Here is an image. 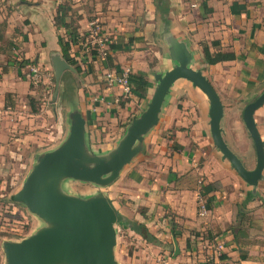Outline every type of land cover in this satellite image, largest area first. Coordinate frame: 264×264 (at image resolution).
I'll use <instances>...</instances> for the list:
<instances>
[{
	"label": "crops",
	"instance_id": "1",
	"mask_svg": "<svg viewBox=\"0 0 264 264\" xmlns=\"http://www.w3.org/2000/svg\"><path fill=\"white\" fill-rule=\"evenodd\" d=\"M71 12L75 13L72 27L78 35L68 52L81 67V59L96 54L86 40L90 20L99 22L111 42L105 58L92 55L94 64L101 65H91L87 72L129 67L131 74L144 73L151 87L153 74L172 65L162 38L168 27L187 42L194 65L201 66L222 102L218 88L221 90L234 74L233 84L238 87L245 85L240 77L264 79V0H0V151L24 144L37 151L63 139L64 123L58 107L52 106L59 101L57 94L48 102L32 81L29 66H37L40 72L49 67L53 70L51 58L62 54L59 40L71 38L70 28L64 24L71 22L67 17ZM212 41L218 42L214 50L233 51L237 58L205 64L200 43ZM67 71L73 72L63 71L60 83ZM46 81L44 87L49 88ZM87 87L86 96L79 91L78 103L88 138L99 128L108 137L122 130L120 136L141 110L126 114L132 93L121 99L119 89L107 88L104 81L87 83ZM95 89L101 91L94 95L91 91ZM147 90L146 97L151 88ZM181 94L184 98L179 100ZM185 104L200 111V118L191 120L190 128L179 124L177 118ZM120 106H127L126 112ZM207 111L206 98L199 90L186 81L175 86L158 124L144 139L143 152L109 186L108 191L115 190L109 197L129 219L145 223L157 239L156 243L144 242L165 253L173 252L163 256L165 264H203L217 243L223 244L224 258L264 264V180L258 183L256 196L246 201L251 188L208 146ZM261 117L263 124L259 125L255 111L264 139V108ZM184 127L189 128L185 134L178 131ZM172 140L175 150L166 157L168 150L162 148ZM90 146L96 152L111 147L101 148L93 142ZM201 159L204 161L198 165ZM199 197L209 206L203 215Z\"/></svg>",
	"mask_w": 264,
	"mask_h": 264
},
{
	"label": "water",
	"instance_id": "2",
	"mask_svg": "<svg viewBox=\"0 0 264 264\" xmlns=\"http://www.w3.org/2000/svg\"><path fill=\"white\" fill-rule=\"evenodd\" d=\"M162 38L172 65L153 74L143 107L106 151L91 148L79 103L69 102L67 135L55 148L36 155L31 170L11 198L23 204L42 225L19 241L2 242L4 264H120L115 254L116 225L130 229L132 221L116 207L108 188L124 167L143 152L145 137L158 124L167 99L182 81L206 98L211 143L221 160L251 188L248 195H256L258 183L264 180V139L254 114L264 104V89L242 111L256 156L255 166L248 169L224 140L221 124L225 105L201 66L194 65L193 51L168 27ZM51 64L56 96L63 71L74 72L75 68L59 54L51 58ZM68 180L90 183L97 190L85 196L64 192L63 182ZM174 252L179 253L177 243Z\"/></svg>",
	"mask_w": 264,
	"mask_h": 264
},
{
	"label": "rangeland",
	"instance_id": "3",
	"mask_svg": "<svg viewBox=\"0 0 264 264\" xmlns=\"http://www.w3.org/2000/svg\"><path fill=\"white\" fill-rule=\"evenodd\" d=\"M65 5L68 4L65 3ZM74 15L75 13L73 12H71L70 14L68 13L67 15V17H69L68 20L71 21L72 25L76 21ZM93 52H95V50H93ZM92 55L95 56L94 58L96 59L99 57L97 54H87L84 60L81 59L80 64H82L83 67L80 68L81 69L80 72L74 71L72 73L65 74L66 81L70 79V77L75 78L74 84L77 86L75 90L76 92L75 97L70 96L68 98H63L61 94L63 93L64 83L61 82L58 87L56 94L59 101L56 105H52V106H55L56 108L58 107L59 118H61V120L64 123L63 136H66L68 132V125H69L68 113L71 107L69 102L71 100H74L76 103L78 102V99H80L78 96L79 91L82 96H83V92L85 94L84 96H86V90L87 89L89 90V88L87 87V83L91 85L93 81H97V83L101 84L103 81L105 72L103 73L102 69L99 71V73L96 72V69L94 68H92L93 69L92 72H87L89 69H91L89 66L92 65L91 67H93L95 64L98 66L101 65L98 64L97 62H95L94 64L93 62L94 58L92 57ZM46 61H47V65H49L48 57ZM40 75L41 76L39 77L37 88L39 89L40 92H42V94L46 95V100L48 102H51L56 88L54 82L53 70L51 71L49 67L48 71L42 70V72H40ZM235 75L236 74L228 78V81L225 82V85L223 86V88H221V90L220 88H218L219 89L218 91L223 97V103L225 105L224 116L221 126L224 131L223 134L224 140L229 146V148L237 155V157L246 166V168L252 169L255 166V161H256L255 150H254L253 142L249 136V133L242 121V111L248 102L252 101L262 92V90L264 89V79L251 81L248 80L246 77H240L244 79L245 85L243 83L242 86L238 87L239 85L233 84V82L235 81L233 77ZM44 80H47L46 82L47 84H49V88L44 87V83H43ZM148 87H149L148 89L150 90L151 88L150 85ZM220 87L222 86L220 85ZM95 90L96 91H91L94 95L98 94V91H101L100 89H95ZM174 90L175 88L173 89L172 92H174ZM87 94L89 93L87 92ZM182 95L183 94L179 96V100H182L184 98V95L183 96ZM120 98L122 99L121 96ZM146 98H147L146 95L145 97H142L139 92H135L133 89L130 98L127 99L129 109L127 108L126 114L129 115L132 112H136L138 109L142 108ZM79 106L81 107L80 104ZM183 106L184 109H180V112L177 114V118L179 119L178 122L179 124L181 125L185 124L187 127L190 128L194 124V122L190 124V121L193 120L194 118L195 119L200 118V111L199 108H196L194 106H189L188 104H185ZM126 107L124 108L123 106H120V108L123 110L126 109ZM263 108L264 105L256 111V117L259 125L263 124V119L261 117V112ZM124 112H126V110H124ZM120 120L122 121V118ZM125 121L126 118L124 119V122ZM117 124L118 126L121 127L120 121H117ZM88 128H89L88 132L89 134H91L90 133L91 127L88 126ZM189 128L184 127L182 130H178V131H181L183 134H185L184 131L186 129L188 130ZM97 131L98 133L92 135L91 138L90 137L88 138V143L90 144L91 142H93L94 144L102 148L108 145H112L117 140L122 130L119 132V134L118 133L115 135L113 134L109 137L103 134V132L100 131V128L99 130L97 129ZM170 133L171 132H169L168 135L172 136L173 134ZM169 139L171 140V138ZM208 140H209V144H208L209 148L211 149V151L212 150L215 151V147L213 146L212 143H210L209 137ZM189 144L191 145V143ZM56 146L57 144L47 145L35 151L33 148L35 146L28 148L24 144L22 146H11L8 149L0 151V264H4L5 262L3 248H2L3 241L5 240L19 241L22 238L33 233L37 228H39L42 225V221L39 220L35 215L30 213L29 210L23 204L14 202L11 198L13 193H15L21 187L27 174L31 170L33 164L35 163L36 155L40 152H43L44 150L53 149ZM173 146H174V141L172 140L165 145V148L164 147L162 148V151L164 149L168 150L165 151L164 153L166 157H170L168 155L169 152H171V154L174 152L175 148H173ZM215 154L218 155L216 151ZM218 156H216V158H218ZM203 161L204 160L201 159L197 161V164L200 165L203 163ZM225 164L228 165L227 163ZM210 165L212 167V163H210ZM231 171L234 172L232 169ZM235 176L239 180H242L237 174ZM63 185L64 186H62V188L64 192L65 191L72 192L74 194L82 195V196H85L97 190L96 187L90 183H83L76 180L65 181L63 182ZM123 186H125V184L123 185L122 183V187ZM113 191L115 190L108 191V193H112ZM128 191L129 190H127V192ZM124 201H128V200H124ZM129 213L130 211H128V214ZM116 227L118 229V234H117V243L115 247V254H116V258L118 259V261H120L121 264H165L163 263L164 262L163 256L169 255V253L170 254L173 253L172 251H168V250L165 253L164 249L162 248L155 249V246H153V244L144 242L142 238L136 236V234L126 226L118 224L116 225Z\"/></svg>",
	"mask_w": 264,
	"mask_h": 264
},
{
	"label": "trees",
	"instance_id": "4",
	"mask_svg": "<svg viewBox=\"0 0 264 264\" xmlns=\"http://www.w3.org/2000/svg\"><path fill=\"white\" fill-rule=\"evenodd\" d=\"M58 16H56V19ZM65 27L67 29L70 28V33H71V38L70 40H59V44L62 48V58L66 60L69 64H71L75 68V72H80L81 71V66L78 64V62L74 59L71 54H69V48L72 45L73 42L76 41L77 38V31L74 27H72L71 22H65ZM218 44L217 41H212L211 44H208L206 42H201V51H202V59L205 64L208 66L215 65L219 62L223 61H232L237 58V55L233 51H222V50H214L213 47ZM95 53V52H94ZM34 62V61H33ZM68 73H72L70 71H67ZM65 74L62 77V80L64 81V88H63V93L61 94L63 98H68L70 96L75 97L76 96V88L77 86L74 84L75 78L70 77L67 81L64 80ZM130 81L132 83V92L133 89L135 92H139L142 97H145L148 89V81L146 78V75L144 73H132L130 75ZM259 109V108H258ZM257 109V110H258ZM256 110V111H257ZM250 194V193H249ZM254 196L248 195L246 197V201L248 199H252ZM207 205V204H206ZM209 208V206H207ZM132 221V226H130V230H132L135 234L139 235L142 239H144L147 242H152L156 243L157 239L156 237L150 233L148 230L147 226L143 222H138L136 220H131Z\"/></svg>",
	"mask_w": 264,
	"mask_h": 264
},
{
	"label": "built area",
	"instance_id": "5",
	"mask_svg": "<svg viewBox=\"0 0 264 264\" xmlns=\"http://www.w3.org/2000/svg\"><path fill=\"white\" fill-rule=\"evenodd\" d=\"M88 45L95 50L100 58L107 55L110 39L104 33L97 20H90L88 23V34L86 37ZM29 72L34 83L39 82L40 71L35 65L29 66ZM131 69L122 67L120 69L107 70L104 73L103 81L107 88H118L122 98H127L132 93V83L130 81ZM198 208L201 215L206 213L207 205L203 197L198 198ZM203 264H245L239 259H229L223 257V244L217 243L214 250L204 260Z\"/></svg>",
	"mask_w": 264,
	"mask_h": 264
}]
</instances>
